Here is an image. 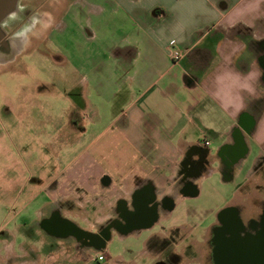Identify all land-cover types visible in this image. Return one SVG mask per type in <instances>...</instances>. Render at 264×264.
I'll return each mask as SVG.
<instances>
[{
	"label": "crops",
	"instance_id": "obj_1",
	"mask_svg": "<svg viewBox=\"0 0 264 264\" xmlns=\"http://www.w3.org/2000/svg\"><path fill=\"white\" fill-rule=\"evenodd\" d=\"M59 17L52 29L57 73L37 88L71 99L66 118L76 151L53 176L32 180L45 193V209L61 206L79 228L93 231L121 201L148 189L149 200H172L159 210L161 219L172 216L189 198L176 181L197 149L208 162L200 177L221 171L222 184L237 182L239 190L261 183L264 0H73ZM234 146L242 150L227 158L226 175L216 162L223 168L221 154ZM37 259L30 264L96 263L81 251Z\"/></svg>",
	"mask_w": 264,
	"mask_h": 264
},
{
	"label": "rangeland",
	"instance_id": "obj_2",
	"mask_svg": "<svg viewBox=\"0 0 264 264\" xmlns=\"http://www.w3.org/2000/svg\"><path fill=\"white\" fill-rule=\"evenodd\" d=\"M27 2L28 11L43 13L46 26H36L20 36L21 46L15 45L17 54L25 48L28 54L0 66V264H30L31 259L37 262L38 257L45 255L50 239L35 224L44 214L47 200L40 184L32 180L53 176L61 159L68 160L76 151L71 145L76 137L66 118L72 107L71 99L63 92L42 93L37 88L42 82H50L57 73L52 29L57 18L61 19L60 11L71 10L73 0H20V9L26 10ZM72 28L68 26L70 33L74 32ZM50 31L49 41H41ZM27 37L32 38L25 45ZM217 152L214 150L213 155H218ZM216 165L223 169L221 162ZM237 179L242 181V177ZM223 180L221 171L208 172L195 182L198 195L185 198L172 216L160 218L150 230L127 236L112 233L111 241L101 248L105 261L95 264H155L156 259L145 251V239L151 234H166L174 227L179 229L180 237L173 247L177 257L174 264H204L206 231L217 212L232 202H240L244 214L258 210L264 194L260 178V186L248 182L241 190L237 182L224 185ZM215 190L225 203L215 195ZM250 191L255 197L246 199L244 196ZM181 209L188 214L186 217L179 213ZM205 211L210 214L206 216ZM98 250L80 251L82 257L92 255L95 262Z\"/></svg>",
	"mask_w": 264,
	"mask_h": 264
},
{
	"label": "flooded vegetation",
	"instance_id": "obj_3",
	"mask_svg": "<svg viewBox=\"0 0 264 264\" xmlns=\"http://www.w3.org/2000/svg\"><path fill=\"white\" fill-rule=\"evenodd\" d=\"M25 7L28 11V2ZM33 14L35 13L21 15L22 17L15 23L5 26L4 36L0 39V66L7 65L8 62L2 64V61L12 57L4 55L6 49L18 53L15 52L17 51L15 45L18 44L20 36L28 34V30L34 29V27L31 28V24L36 22L37 26L43 27V13H37L32 22ZM29 39L28 37L25 39V45ZM24 52L23 50L20 51L19 55L14 56V59L28 54L26 48ZM76 120V116L72 114V123L76 124ZM241 148L242 146L227 147L222 152L221 157L226 159L223 165L226 175L231 169L227 158L239 156ZM194 153L197 157L193 159L189 155L186 158L181 166V172L184 175L176 181L179 192L181 191L189 197L198 195L195 182L208 163L202 151L195 150ZM25 168L28 170V165H25ZM255 172H258V176L264 184V157L259 162ZM147 190L141 189V191L134 192L130 202L121 201L115 208L114 215L105 223L98 225L93 231L79 228L71 220V215H65L66 210L61 206L46 209L35 224L50 239L49 249L47 248L44 256L59 252L76 256L84 248H86V252L92 249L105 248L113 237L112 233L127 236L135 232L150 230L160 219L159 210L168 208V206L172 207L173 204L170 198L160 202L149 200ZM259 205L261 207L258 210H249L245 214L242 213L239 206L233 205L217 212L207 227L204 241L207 252L204 264H264V194ZM244 216L247 217L244 218ZM178 233L179 229L174 227L169 229L166 234L150 235L146 242V252L156 259L155 264H174L177 260L176 255L173 254V247L180 239Z\"/></svg>",
	"mask_w": 264,
	"mask_h": 264
},
{
	"label": "water",
	"instance_id": "obj_4",
	"mask_svg": "<svg viewBox=\"0 0 264 264\" xmlns=\"http://www.w3.org/2000/svg\"><path fill=\"white\" fill-rule=\"evenodd\" d=\"M19 2L20 0H0V39L4 36L5 26H9L10 24L15 23L17 20H19L22 17L21 15L24 16L27 13L29 14L32 12V11L30 12L24 9H20ZM18 46L19 47L21 46L20 41L18 42ZM13 52L14 51H9L6 49L4 55L6 54V56H12L10 59H7L6 62L7 61L10 62L13 60L14 56L17 54ZM100 250L101 249H99L98 251Z\"/></svg>",
	"mask_w": 264,
	"mask_h": 264
},
{
	"label": "built area",
	"instance_id": "obj_5",
	"mask_svg": "<svg viewBox=\"0 0 264 264\" xmlns=\"http://www.w3.org/2000/svg\"><path fill=\"white\" fill-rule=\"evenodd\" d=\"M178 53H175L174 54V59H178ZM205 145H207V143L205 142ZM105 259V256L104 255H99L98 257L95 258V262L97 263H100V262H103Z\"/></svg>",
	"mask_w": 264,
	"mask_h": 264
},
{
	"label": "trees",
	"instance_id": "obj_6",
	"mask_svg": "<svg viewBox=\"0 0 264 264\" xmlns=\"http://www.w3.org/2000/svg\"><path fill=\"white\" fill-rule=\"evenodd\" d=\"M197 150H200V151H202V152L205 154V150H203V149H197ZM205 170H206V169H204L203 172H205Z\"/></svg>",
	"mask_w": 264,
	"mask_h": 264
}]
</instances>
